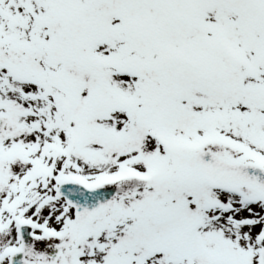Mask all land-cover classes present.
Wrapping results in <instances>:
<instances>
[{
  "label": "snow or ice",
  "instance_id": "6c2138e0",
  "mask_svg": "<svg viewBox=\"0 0 264 264\" xmlns=\"http://www.w3.org/2000/svg\"><path fill=\"white\" fill-rule=\"evenodd\" d=\"M0 264H264V0H0Z\"/></svg>",
  "mask_w": 264,
  "mask_h": 264
}]
</instances>
